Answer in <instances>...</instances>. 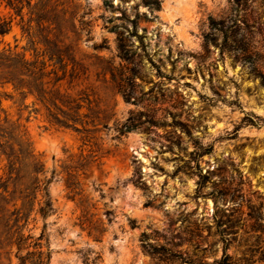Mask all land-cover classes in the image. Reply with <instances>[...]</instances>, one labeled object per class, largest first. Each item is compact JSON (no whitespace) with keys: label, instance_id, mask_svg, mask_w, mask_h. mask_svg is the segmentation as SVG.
Segmentation results:
<instances>
[{"label":"rangeland","instance_id":"374dc122","mask_svg":"<svg viewBox=\"0 0 264 264\" xmlns=\"http://www.w3.org/2000/svg\"><path fill=\"white\" fill-rule=\"evenodd\" d=\"M113 2L25 0L19 15L0 0V17L11 23L0 51L37 53L62 75L47 52L68 50L59 85L82 106L79 131L64 123L73 110H48L0 86L12 141L23 135L47 175L56 171L55 212L38 239V199L18 222L11 215L32 175L24 168L9 178L0 153V184L16 189L0 194V264L39 250L50 252L48 264H220L225 246L228 264H264V126L247 123L264 119V85L253 71L264 74V0H161L155 11L140 0ZM211 18L230 26L227 43ZM239 45L248 51L232 49ZM130 117L152 121L121 133ZM82 153L99 159L69 186ZM18 227L33 236L19 252L9 239Z\"/></svg>","mask_w":264,"mask_h":264},{"label":"trees","instance_id":"16d2710c","mask_svg":"<svg viewBox=\"0 0 264 264\" xmlns=\"http://www.w3.org/2000/svg\"><path fill=\"white\" fill-rule=\"evenodd\" d=\"M25 0H8V4L12 6L16 10V12L20 15L22 13V9L24 7ZM145 5L149 6L152 11L159 10L161 8V0H140ZM31 0H26L27 4H30ZM105 4L109 7H114L115 4L113 0H105ZM222 22L211 18L210 27L211 29L220 30L225 34V43H227L228 38V29L230 26H222ZM11 30V23L8 20L2 19L0 17V36H4ZM232 37V34H230ZM207 42H216V38L212 33L206 34ZM232 42L236 43L237 40L232 39ZM119 50L124 53V40L119 37ZM226 47V46H225ZM228 49H231V46H227ZM232 49H236L237 51H248V48H244V46H236ZM49 55V61L53 60L55 57L59 60L60 64H62L63 74L59 75L55 68L47 70L49 66L48 60L44 57L40 59L39 55L36 53L34 58H28L25 52H18L14 49H3L0 51V86L5 84H11L15 90L19 91L22 94L33 95L38 101L42 102L48 110L53 105L57 109L61 111L64 106L70 110H73L71 114L69 111H65V124L67 126H72L76 130H79L77 123L80 117V104H76L75 106L71 104L69 100V95H66L62 92L61 85L59 83L66 78L67 76V65L68 63L64 62L65 56L69 57V52L55 51V52H47ZM45 54V53H44ZM258 69L254 67L255 74L257 77L261 79L262 84L264 85V74L256 72ZM54 73L53 79H48V77ZM72 77V73H70ZM126 93H124L125 95ZM1 109V106H0ZM50 115H53L51 113ZM54 117V115H53ZM148 117V116H147ZM58 120V118H55ZM134 117H130L119 129V131L125 132L136 128L139 124L144 122H151L150 118H147L143 121H134ZM8 122L7 116L4 119L0 117V153L4 155L8 162V174L9 178L13 177V174H16L15 179L20 178L22 170L24 168L28 169L30 174L32 175V182L27 186L24 194L21 192L18 199H21L22 205L18 206L17 203H14V210L11 215H15V222L19 221L21 217V213L26 208H29L33 201L38 199L39 201V213L44 219L43 230L38 239H43L45 237V231L47 227V217L55 212L53 199L51 198L49 191V184L54 179L56 171L53 169L50 175H47L46 169L44 167V163L37 159L34 154V150L31 146V142L21 135L18 139V142L12 141V139H16L14 136V132H10L9 127L3 125V121ZM72 121V122H70ZM60 123V122H59ZM62 123V122H61ZM248 124H252L255 126H264V119L260 116H256L255 118H248ZM88 141V139H85ZM99 159L96 154H81L80 158L70 166V170L68 172L67 182L69 186H77L79 184L78 176L81 173H85L89 166L95 163ZM40 175H43L40 177ZM1 198L4 197V192H10L8 181H4L0 184ZM16 192L14 189L10 192V195ZM39 194H41V198H38ZM10 219V218H9ZM10 221V220H9ZM11 232V230H10ZM33 236L31 234L25 235L22 231L21 227H18L14 232L11 233L9 239L10 243H14L17 245L18 252L24 248L28 247L29 240L32 239ZM35 246L42 247L40 242H36ZM228 246L224 247L223 259L220 261V264H228L226 259L230 258V255L227 253ZM34 252H28L27 255H19V259L21 264H25L32 256ZM33 264H48L50 260V252H44L43 250H39L37 256L33 259Z\"/></svg>","mask_w":264,"mask_h":264},{"label":"bare ground","instance_id":"6f19581e","mask_svg":"<svg viewBox=\"0 0 264 264\" xmlns=\"http://www.w3.org/2000/svg\"><path fill=\"white\" fill-rule=\"evenodd\" d=\"M181 2V1H180Z\"/></svg>","mask_w":264,"mask_h":264}]
</instances>
